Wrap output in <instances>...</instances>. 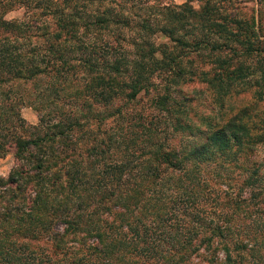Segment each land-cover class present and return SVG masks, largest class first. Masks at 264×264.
<instances>
[{"label":"trees","instance_id":"1","mask_svg":"<svg viewBox=\"0 0 264 264\" xmlns=\"http://www.w3.org/2000/svg\"><path fill=\"white\" fill-rule=\"evenodd\" d=\"M120 4L0 0V264H264L257 18Z\"/></svg>","mask_w":264,"mask_h":264},{"label":"rangeland","instance_id":"2","mask_svg":"<svg viewBox=\"0 0 264 264\" xmlns=\"http://www.w3.org/2000/svg\"><path fill=\"white\" fill-rule=\"evenodd\" d=\"M115 2L121 3L120 6H122L124 13L128 12L129 15H138L140 17H147L148 21L150 23H154L155 21L159 24L164 23L163 21V7L168 8H174L179 9L178 5L182 4L183 2H186V4L190 5L191 8L194 10H199L201 5L204 4L205 1L209 3V5L212 6L216 10V13L220 16L227 15L229 17H236V18H249L253 16L254 18H257V24H258V34L261 35V37H264V0H259V2L256 4L255 0H114ZM94 6H90V9H92ZM258 10V13H257ZM32 12L34 9L31 10ZM12 12H17L22 16V9H14L10 12H8L5 17ZM53 27L51 26V29ZM31 31H36L33 28ZM197 30L193 29L192 31H189V33H195ZM180 33V32H179ZM186 35L185 39H191L192 35ZM127 36V33L125 34ZM259 37V36H258ZM259 37V39H261ZM34 39V38H33ZM153 39L155 41H167L165 37H163L161 34H154ZM258 39V38H257ZM256 40L255 42L259 41ZM37 43H42L41 38L34 39ZM33 40V42H34ZM189 57H192L191 59L195 62L197 59L193 57V55L189 54ZM246 63H249V61H245ZM202 85L194 81L191 83L190 86H188L189 89L195 90V97H197V101L200 100L202 102V99L204 100L202 103H208L209 102V91L201 90ZM202 91V93L199 95V91ZM201 96V98H200ZM204 96V97H203ZM246 92H242L241 94L235 96L234 98H229L228 101L224 104L223 111L221 112H228L230 110L229 105H240L245 99H247ZM261 103V102H259ZM197 104L195 107L196 111H204V108L200 107ZM138 106L146 107V102L144 100L140 101ZM258 109L262 110L261 104L258 105ZM231 111V110H230ZM229 111V112H230ZM19 113L21 117L25 120L26 124H36L37 123V113L36 111L29 105L24 104L20 107ZM225 116V114H223ZM264 116V114H261V117ZM14 164V158L12 156L11 152H7L5 155L0 157V171H9L11 166ZM3 177V176H0Z\"/></svg>","mask_w":264,"mask_h":264},{"label":"clouds","instance_id":"3","mask_svg":"<svg viewBox=\"0 0 264 264\" xmlns=\"http://www.w3.org/2000/svg\"><path fill=\"white\" fill-rule=\"evenodd\" d=\"M17 18H19L20 20H23V17L20 16V14L17 13V12L9 13V14L5 17V19H7V20H9V21H11V20H13V19H17ZM0 176H3L5 179H7L8 172H7V171H0Z\"/></svg>","mask_w":264,"mask_h":264}]
</instances>
